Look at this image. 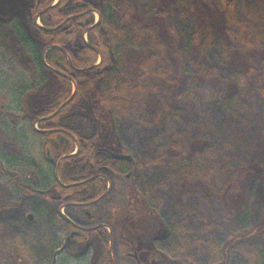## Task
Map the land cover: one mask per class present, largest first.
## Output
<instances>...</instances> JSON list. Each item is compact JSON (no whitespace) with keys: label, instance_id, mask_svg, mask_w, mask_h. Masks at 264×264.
I'll use <instances>...</instances> for the list:
<instances>
[{"label":"trees","instance_id":"obj_1","mask_svg":"<svg viewBox=\"0 0 264 264\" xmlns=\"http://www.w3.org/2000/svg\"><path fill=\"white\" fill-rule=\"evenodd\" d=\"M51 3L0 0L2 194L11 195L13 186L20 193L19 199L37 196L58 207L89 202L102 195L107 181L96 176L97 161L113 168L116 161L97 148L125 153L113 123L108 119V124L104 122L106 115L115 119L135 114L150 123L158 113L176 108L174 102L181 98L187 83L202 86L209 78L226 87L229 82L218 80L217 69L209 63L213 47L225 66L235 65L238 79L249 83L261 97L264 118V0H86L83 7L100 15L86 35L94 17H69L77 11L68 0L62 1L64 10L52 7L39 17L37 25L33 15ZM212 17H218V21ZM99 54L102 60L97 64ZM252 54L258 56L257 62L239 69L235 61ZM8 69L15 76L7 73ZM12 93L16 100L9 98ZM25 95L28 110L21 106ZM171 96L174 99H166ZM17 104L24 112L22 128L16 121L20 116L12 110ZM30 138L40 146L38 153L31 148ZM182 142L181 137L173 135L157 145L144 164L163 166L181 178L175 183L182 186L181 192L184 187L188 189L189 181H197L209 195L226 194L236 173L224 172L218 161L206 158V140L189 149ZM124 164L133 168L130 163ZM31 173L39 178V186L28 176ZM261 202L258 223L250 232L232 239L229 246L246 248L247 239L264 233V190ZM14 205L8 202L4 207ZM129 208L116 219L119 227L137 241V253L152 249L157 232H165L159 213L149 210L145 201L138 209ZM95 232L104 233L106 241L89 244L88 264H112L106 231L98 228ZM72 242L69 239L66 251L74 256L82 254V246ZM140 259L142 264H176L155 255ZM0 264H17L4 254L1 239Z\"/></svg>","mask_w":264,"mask_h":264},{"label":"rangeland","instance_id":"obj_2","mask_svg":"<svg viewBox=\"0 0 264 264\" xmlns=\"http://www.w3.org/2000/svg\"><path fill=\"white\" fill-rule=\"evenodd\" d=\"M207 4L215 9L209 1ZM212 19L218 21V17ZM208 58L218 71V80L229 82L226 87L216 82L217 79L209 78L202 86L187 83L181 98L174 102L176 108L158 113L157 119L150 123L142 122L135 114L115 116V119L106 115L104 122L108 124V119L113 123L121 149L136 159L139 169L131 179L123 176L113 178L111 192L99 205L110 207L113 222L121 218L122 210H129V206L138 209L144 201L149 210H157L165 232H157L152 249L137 253L142 259L155 255L176 264H221L224 260L225 264H264V233L247 239L246 248L229 246L232 239L250 232L261 218L264 190L263 102L249 83L238 79L235 65L225 66L216 47L209 50ZM257 60L258 56L252 54L236 60L235 64L242 68L244 64H255ZM7 73L15 76L9 69ZM27 97L25 95L21 104L25 110H28ZM9 98L13 101L17 96L12 93ZM150 102L153 103L154 99ZM17 105L12 110L20 116L16 121L18 128H22L25 125L24 112ZM173 135L181 137L183 146L188 149L198 147L206 140L209 145L206 158L218 161L224 172L232 170L236 173L226 194L220 197L209 195L206 187L197 181H189L188 189L184 187L181 192L182 186L175 184L181 178L163 166L144 164L155 147L166 143ZM30 139L31 148L38 153L40 146L33 138ZM29 175L34 185L37 184L39 178L33 177L34 173ZM10 192L11 195L0 192V239L5 255L17 264H88L90 252L74 256L65 251L69 233L82 231L69 227L57 215L55 204L37 196L19 199L20 193L13 186ZM137 197L140 201L135 200ZM8 202L16 205L4 207ZM85 210L109 218L105 210L98 212V207L93 206H70L61 211L80 225L86 222ZM28 215L33 216L32 221L27 220ZM119 228L118 242L114 241L111 246L115 263L135 264L125 253H133L137 241L127 237L124 233L128 231H122V226ZM166 234H169L168 238ZM53 235L59 238L57 243L48 242ZM82 237L76 246H85L86 236ZM87 237L91 239L89 234ZM203 238L206 242L202 243Z\"/></svg>","mask_w":264,"mask_h":264},{"label":"flooded vegetation","instance_id":"obj_3","mask_svg":"<svg viewBox=\"0 0 264 264\" xmlns=\"http://www.w3.org/2000/svg\"><path fill=\"white\" fill-rule=\"evenodd\" d=\"M62 1L63 0H52L51 5H49V7H47V8H50L51 6H53V7H59L60 10H64ZM84 1H86V0H68L69 6L71 8H74L75 11H77V13H74V14L70 15L69 17H81L83 15H86V17H94V23L91 26L88 27V28H90V27L93 28L99 22L100 15H99L98 12L94 11L90 7H87V8L83 7L84 6ZM78 8H85V9L83 11H81L82 9H78ZM49 10H47V11H49ZM39 13H41V12H39ZM39 13H35L33 15V17H35ZM42 15H40V17ZM34 22H36L37 25H40L39 19H37L36 21L34 20ZM84 34L86 35L87 32H85ZM84 40L87 41L86 36H84ZM100 55L101 54H99V56H98L99 59H98L97 64L100 63L101 60H102V56H101V60H100ZM36 127H37V125H36ZM97 150H99V152H101V153H104V154L108 155L109 158L112 159L113 161H116L115 168H113L109 164L102 163V160L97 161V163L100 162V164L97 165V169L94 172H96V173L98 172L96 174L97 177L107 181L106 182L107 184H106L105 191L102 193V195H100L99 197H97V198H95V199H93V200H91L89 202L73 204L72 206H76V207H79V208L80 207L81 208L82 207L86 208L87 206H91V207L93 206L95 208L98 207V209H99L98 212L105 210V213H106V215H109V218H106L107 216H105V215H99V213H97L95 211H92V212L90 211L89 212V211L85 210L84 211V217L86 219V222L82 223L80 225H77V224H75L74 220H72V217L70 215L63 214L62 211H61L63 209L69 208L70 206H68V207H65V206L58 207L56 205V207L58 208L57 215L65 223H67V225L69 227L79 228L82 231L81 233H76V234L73 231L70 232L69 233L70 236L68 237V241H69V239H71L73 241L72 243H74V245H76L77 242L79 244L78 240L81 239V238H79L80 236H84V237H82V239H84L85 236H86V238L84 239V241H86L85 246H82V250H84L83 252H88L86 250L87 249L88 250L91 249L90 246H87V244H91V245L92 244H96V243H99L100 240H102L103 242L106 241V235L104 233L99 232V235H100V237H99V235H97V233L95 232L98 228L104 229L106 231V233H107V238H108L107 239L108 255L110 257V260H111L112 264H116L115 263V259L112 256L111 246L113 245L114 241H115V243L118 242L117 239H119L118 235L120 234V233H118L119 225H118L116 219H114V222H113V216L110 215L111 213L109 214V212H110L109 205H108L109 208H105V207H103L102 205H99V204L111 192V188H112V184H113V178H119V177L123 176L126 179H129V178L131 179L138 172L139 163H137V161H136V159L134 157H133V162L132 163L129 162V161H126V160H115V159L111 158L110 154L107 151H109L111 153H114V152H112L110 150H107V149H104V148H102V149L101 148H97ZM76 152H78V149L75 150V153ZM115 154H121V153H115ZM58 163H59V166H60L61 160H59V161H57V163H55V165H56L55 170L56 171L59 168V166L57 167ZM124 163H128V164L130 163V165H132L133 168L130 169V166H128L127 164H124ZM32 220H33V218H32ZM32 220H28V221H32ZM123 226H125V225H123ZM85 233H87V235L89 234V236L91 237L90 240H88L89 237H87V235H83ZM57 234H58V232H57ZM58 241H59V238L56 235H53L51 238L48 239V242H51V243L52 242L57 243ZM78 246H80V245H78ZM58 250L61 251L60 248H58ZM65 251H66V249H65ZM125 256L131 257L133 259V261L135 262V264H142L140 256L137 254V252L135 250L133 251V253H130V252L125 253Z\"/></svg>","mask_w":264,"mask_h":264},{"label":"water","instance_id":"obj_4","mask_svg":"<svg viewBox=\"0 0 264 264\" xmlns=\"http://www.w3.org/2000/svg\"><path fill=\"white\" fill-rule=\"evenodd\" d=\"M53 6H51L50 8H52ZM50 8H47L45 9L44 11H42L41 13L37 14L35 17H34V20L36 21L37 19H39L40 15H42L44 12H46L47 10H49ZM92 27L88 28L85 32H88ZM100 60H101V55H100ZM72 99V97L67 101L69 102L70 100ZM66 102V103H67ZM62 107H60L61 109ZM59 109V110H60ZM111 158L115 159V160H126V161H129V162H133V157L130 155V154H126V153H121V154H115V153H111L109 151H107ZM59 166V163L57 164V167ZM32 215H28L27 216V219L28 220H32Z\"/></svg>","mask_w":264,"mask_h":264}]
</instances>
